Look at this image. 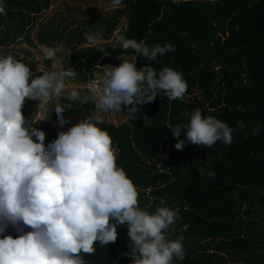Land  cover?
<instances>
[{
    "label": "trees",
    "instance_id": "1",
    "mask_svg": "<svg viewBox=\"0 0 264 264\" xmlns=\"http://www.w3.org/2000/svg\"><path fill=\"white\" fill-rule=\"evenodd\" d=\"M50 1L0 0V44L24 39ZM106 1L117 7L107 34L121 16L124 31L114 46L67 53L60 80L85 82L101 58L133 55L116 96L128 120H91L76 139L35 120L9 87L0 264H264V0ZM59 38L49 31L41 46ZM93 108L74 95L50 116Z\"/></svg>",
    "mask_w": 264,
    "mask_h": 264
},
{
    "label": "rangeland",
    "instance_id": "2",
    "mask_svg": "<svg viewBox=\"0 0 264 264\" xmlns=\"http://www.w3.org/2000/svg\"><path fill=\"white\" fill-rule=\"evenodd\" d=\"M116 8L106 0H51L49 7L35 17L34 25L24 39L17 44H0L3 57L9 62L3 66L0 60V98L13 85L17 92H22L31 100L36 110L35 120L49 122L76 139L80 138V133L91 120L113 125L127 121L129 115L125 105L116 96L133 81V55L120 56L116 66L105 57L101 58L92 76L85 82L60 80L63 58L67 53L82 48L96 50L106 44L114 46L118 41L126 25L124 16L117 18L110 34L103 27V21L110 18ZM3 20L4 24L10 23L5 16ZM0 30H3L1 23ZM49 31L60 38L41 46V40ZM37 75L43 83L32 91L19 90L22 79L29 80ZM74 95L86 96L93 102L92 115L86 119H54L50 116L59 101ZM166 157V154L159 155L158 160ZM158 164L159 161H156L155 165Z\"/></svg>",
    "mask_w": 264,
    "mask_h": 264
},
{
    "label": "bare ground",
    "instance_id": "3",
    "mask_svg": "<svg viewBox=\"0 0 264 264\" xmlns=\"http://www.w3.org/2000/svg\"><path fill=\"white\" fill-rule=\"evenodd\" d=\"M53 125V124H52ZM71 136V135H70ZM92 147V146H91ZM99 150H101V149H99ZM97 153V152H96ZM167 155V154H166ZM164 156V155H163Z\"/></svg>",
    "mask_w": 264,
    "mask_h": 264
}]
</instances>
